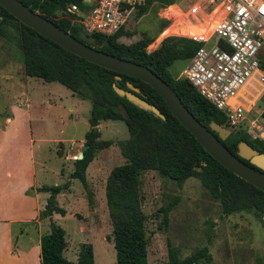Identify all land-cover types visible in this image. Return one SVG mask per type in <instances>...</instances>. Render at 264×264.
<instances>
[{
  "label": "trees",
  "instance_id": "trees-1",
  "mask_svg": "<svg viewBox=\"0 0 264 264\" xmlns=\"http://www.w3.org/2000/svg\"><path fill=\"white\" fill-rule=\"evenodd\" d=\"M20 1L77 38H80L81 32L88 33L74 19V15L65 13L69 4L83 6V0ZM175 1L177 0H144L135 7L133 13L135 18H139L153 11L157 17L159 11L163 14L160 9ZM160 25L158 20L156 34L164 28ZM10 34L21 50L25 75L48 82H59L79 98L91 102L88 117L90 129L84 135L82 157L74 160L71 178L78 179L87 187V167L98 150L111 144L109 140L99 138L98 125L101 121L118 120L126 125L128 137L118 143L125 161L111 169L105 185L106 205L112 222V233L107 239L113 241L116 264L148 262V237L145 229L147 215L142 209L140 194V175L144 170H155L160 176L171 179L179 186L189 177L198 178L211 198L220 203L224 215L251 210L258 216L264 215V191L237 176L212 157L171 113L152 86L139 78L112 71L73 54L18 21L0 6V36ZM89 34L94 37V41L90 43L82 40L83 42L150 68L174 89L185 107L207 128L212 120L229 126L223 111L201 96L188 80L174 76L169 70L175 60H189L200 43L186 37L167 35L159 47L148 48L156 36H147L145 33L142 38L126 44L119 41L121 36L130 34L125 26L111 35L97 32ZM261 67L264 70V54L261 57ZM128 83L137 88L138 95L156 106L164 119L118 94L117 87L130 90ZM262 114L264 115V111ZM246 126L244 123L231 128L230 135L224 140L220 139L221 142L235 155L239 141H245L260 153H264V139L252 136ZM240 159L255 167L248 160ZM69 185L67 181L60 185L43 184L37 188V191L49 192L46 204L39 212V218L50 219L49 232L40 237L39 264H95L91 243L81 245L76 261L64 255L67 246L65 230L52 220L54 213L64 215L66 212L59 206L57 195ZM88 202L92 203L90 194ZM177 202L176 196L172 202L163 206V215L167 216ZM167 256V264H214L207 246L181 257L179 248L168 244Z\"/></svg>",
  "mask_w": 264,
  "mask_h": 264
},
{
  "label": "rangeland",
  "instance_id": "rangeland-1",
  "mask_svg": "<svg viewBox=\"0 0 264 264\" xmlns=\"http://www.w3.org/2000/svg\"><path fill=\"white\" fill-rule=\"evenodd\" d=\"M158 20L161 27L168 24L165 19L156 17L153 11L139 18H135L133 13L125 26L130 34L121 36L119 41L130 44L146 33L147 36H156L150 45L156 48L167 35L178 33L172 27L156 34ZM190 31L195 33V29ZM180 33L189 34L188 29ZM21 58V50L11 34L0 36V123L12 116L13 108L17 111L13 124L14 137L12 142L6 143L8 150L5 155L12 154L11 160L17 161L14 147L27 143L29 132L24 128V111L29 109L37 183H70L67 189L57 195L59 206L66 212L54 219L65 230L67 246L64 255L72 260L79 255L83 243H91L95 264H116L113 241L107 239L112 233V222L106 205L105 185L111 169L125 161L118 143L128 137L126 125L118 120L100 122L99 138L109 140L111 144L96 152L86 169L87 187H84L78 179L70 177L74 168L71 155L76 151L69 150V146L80 140L84 145V135L90 129L88 117L91 102L79 98L59 82L25 75ZM189 60H175L169 67L170 72L179 77ZM55 87H59L58 93L51 95ZM244 90L245 94L240 100H243L247 109L244 119L247 130L252 136H264V126L259 122L264 108V82L261 76L257 75ZM46 100H52V104L48 105ZM17 105L22 108L14 107ZM41 192L49 196V192ZM88 194L92 197L90 204ZM140 194L141 206L147 215V264H167L168 244L178 247L181 257L207 246L214 264H264L262 216L253 210L224 215L220 203L211 198L198 178L189 177L179 186L155 170H144L140 175ZM176 196L178 202L164 216L162 207ZM43 224L42 232L45 233L50 228V221L43 218ZM15 233L20 242L22 237L18 232Z\"/></svg>",
  "mask_w": 264,
  "mask_h": 264
},
{
  "label": "built area",
  "instance_id": "built-area-1",
  "mask_svg": "<svg viewBox=\"0 0 264 264\" xmlns=\"http://www.w3.org/2000/svg\"><path fill=\"white\" fill-rule=\"evenodd\" d=\"M83 1V6L69 4L65 13L74 15L88 33L111 35L126 26L135 7L144 0ZM160 10L163 14L159 11L157 17L168 21L160 32L175 27L178 33L173 36L200 43L179 77L223 111L230 128L244 124L247 109L240 97L257 75L264 82V0H181ZM185 29L189 34L180 33ZM191 29H195L194 34ZM73 147L74 142L70 149ZM78 154L71 158L78 159Z\"/></svg>",
  "mask_w": 264,
  "mask_h": 264
},
{
  "label": "water",
  "instance_id": "water-1",
  "mask_svg": "<svg viewBox=\"0 0 264 264\" xmlns=\"http://www.w3.org/2000/svg\"><path fill=\"white\" fill-rule=\"evenodd\" d=\"M0 6L18 21L73 54L112 71L139 78L152 86L163 98L171 113L195 136L196 140L212 157L237 176L264 191V153H260L245 141L237 143V155L232 153L220 140L226 139L231 130L214 120L209 122V128L203 125L185 107L174 89L150 68L94 48L82 41L87 40L90 43L94 41V37L89 33L81 32L80 38H77L40 13L31 10L20 0H0ZM128 87L130 90L117 87L116 91L129 101L164 119V115L156 106L138 95V90L133 84L128 83ZM259 122L264 126V115L259 117ZM81 157L82 153L79 158ZM240 158L248 160L255 167L247 165ZM262 217L264 219V215Z\"/></svg>",
  "mask_w": 264,
  "mask_h": 264
},
{
  "label": "crops",
  "instance_id": "crops-1",
  "mask_svg": "<svg viewBox=\"0 0 264 264\" xmlns=\"http://www.w3.org/2000/svg\"><path fill=\"white\" fill-rule=\"evenodd\" d=\"M55 88L51 95L58 93L59 87ZM25 101V105L28 106L27 100ZM46 103L51 105L52 100H46ZM14 107L22 108L19 105ZM24 113H26L24 128L29 133L27 143L13 149L17 161L11 160L12 154L5 155L8 150L5 145L12 142L14 137L13 124L17 117L15 108L11 110L12 116L6 117L0 123V264H39L40 237L49 232V230L42 232L43 219L39 218V212L44 208L47 196L37 191L42 184L37 183L34 168L32 119L29 109ZM82 142L81 140L74 142L72 150L69 146V150L78 152L79 157L82 150L78 148L84 146ZM57 215L59 214L52 215L53 221ZM46 219L50 221L49 218ZM15 231L22 237L20 242ZM76 260L77 256L72 259Z\"/></svg>",
  "mask_w": 264,
  "mask_h": 264
}]
</instances>
